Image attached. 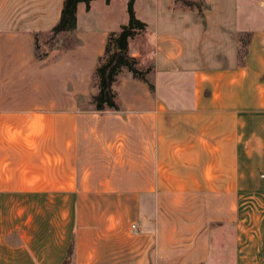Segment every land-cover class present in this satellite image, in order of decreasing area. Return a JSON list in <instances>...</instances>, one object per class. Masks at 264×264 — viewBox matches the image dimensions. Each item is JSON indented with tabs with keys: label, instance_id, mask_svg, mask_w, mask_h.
I'll return each instance as SVG.
<instances>
[{
	"label": "crops",
	"instance_id": "0c3cea01",
	"mask_svg": "<svg viewBox=\"0 0 264 264\" xmlns=\"http://www.w3.org/2000/svg\"><path fill=\"white\" fill-rule=\"evenodd\" d=\"M204 1L205 25L178 0H146L147 18L134 1L147 29L130 54L155 89L124 70L120 110L98 112L117 30L92 15L113 0L79 3L44 59L35 37L64 0H0V264H264V1Z\"/></svg>",
	"mask_w": 264,
	"mask_h": 264
},
{
	"label": "trees",
	"instance_id": "16d2710c",
	"mask_svg": "<svg viewBox=\"0 0 264 264\" xmlns=\"http://www.w3.org/2000/svg\"><path fill=\"white\" fill-rule=\"evenodd\" d=\"M93 0H64L61 17L57 24L48 33L50 40H54L58 35L63 33H72L77 28V7L79 3H85L89 7ZM109 2L110 0H106ZM134 1L128 2V22L121 26L119 31L109 33L103 55L99 58L94 71V82L97 92L91 97L89 104L95 111H119L118 96L114 90V84L118 81L119 76L124 70L131 73L136 80L145 82L151 91H154V83L150 76L154 71V65L142 67L139 59L130 54V41L143 34L147 29V24L135 15ZM185 7L196 10L199 17L204 22L203 10L207 8L204 0H178ZM249 34H243L239 40V61L242 64L248 53L250 43ZM36 38L37 59H44L51 49L45 48L41 51L40 38Z\"/></svg>",
	"mask_w": 264,
	"mask_h": 264
},
{
	"label": "rangeland",
	"instance_id": "374dc122",
	"mask_svg": "<svg viewBox=\"0 0 264 264\" xmlns=\"http://www.w3.org/2000/svg\"><path fill=\"white\" fill-rule=\"evenodd\" d=\"M127 1L128 0H113L112 5L108 9L104 8L101 3H95L92 18L97 20L100 24L108 23V25H112L115 30L119 31L121 28L119 23H121V21L127 23L129 19ZM145 6H147L146 0H136V9L138 11V16L141 18L148 17V11ZM84 16L85 12L81 11L79 18L81 19L82 23ZM261 24L263 25L264 21ZM250 35L251 34L245 36V38H249L251 40ZM49 38V34L40 37L41 51H44L45 48L48 49L51 46L53 47L54 40H50Z\"/></svg>",
	"mask_w": 264,
	"mask_h": 264
}]
</instances>
